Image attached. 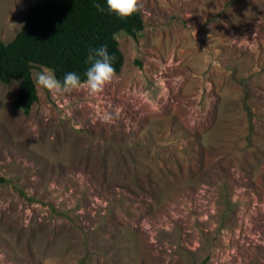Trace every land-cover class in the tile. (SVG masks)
I'll return each instance as SVG.
<instances>
[{
  "label": "rangeland",
  "instance_id": "374dc122",
  "mask_svg": "<svg viewBox=\"0 0 264 264\" xmlns=\"http://www.w3.org/2000/svg\"><path fill=\"white\" fill-rule=\"evenodd\" d=\"M33 2L0 0L3 43ZM138 12L96 96L0 85V264H264V0Z\"/></svg>",
  "mask_w": 264,
  "mask_h": 264
},
{
  "label": "trees",
  "instance_id": "16d2710c",
  "mask_svg": "<svg viewBox=\"0 0 264 264\" xmlns=\"http://www.w3.org/2000/svg\"><path fill=\"white\" fill-rule=\"evenodd\" d=\"M97 3L105 10H98ZM142 29L139 12L120 19L107 11L106 0H34L15 37L6 44L0 40V85L19 81L12 106L27 115L37 101L29 63L53 69L61 82L68 72L77 73L83 81L89 50L104 45L115 57L112 64L117 74L123 55L116 35L123 32L136 38ZM4 182L0 177V183Z\"/></svg>",
  "mask_w": 264,
  "mask_h": 264
},
{
  "label": "clouds",
  "instance_id": "9594fccd",
  "mask_svg": "<svg viewBox=\"0 0 264 264\" xmlns=\"http://www.w3.org/2000/svg\"><path fill=\"white\" fill-rule=\"evenodd\" d=\"M94 6L100 11L105 10L98 3ZM106 6L110 14L116 15L120 19H126L140 10L141 0H106ZM207 48L203 50L201 55L207 53ZM114 59L115 57L109 55L108 49L104 45H101L99 48L90 49L86 58V64L89 66L84 72L85 79L83 81L75 72L66 73L61 82L54 70L49 67L33 65L31 63H29V67L32 70L33 84L37 90H47L56 95L68 94L75 90L83 89L86 90L88 96H96L103 92L105 86L116 75L112 64ZM44 264H50V261L45 260Z\"/></svg>",
  "mask_w": 264,
  "mask_h": 264
}]
</instances>
